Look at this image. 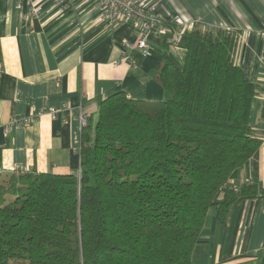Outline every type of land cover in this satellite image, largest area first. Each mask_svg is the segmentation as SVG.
Instances as JSON below:
<instances>
[{
    "label": "trees",
    "instance_id": "obj_1",
    "mask_svg": "<svg viewBox=\"0 0 264 264\" xmlns=\"http://www.w3.org/2000/svg\"><path fill=\"white\" fill-rule=\"evenodd\" d=\"M240 32L195 22L182 66L165 52L154 71L164 99H103L79 174L3 170L0 147V264H192L211 209L225 223L233 203L264 198L231 182L262 141Z\"/></svg>",
    "mask_w": 264,
    "mask_h": 264
},
{
    "label": "crops",
    "instance_id": "obj_2",
    "mask_svg": "<svg viewBox=\"0 0 264 264\" xmlns=\"http://www.w3.org/2000/svg\"><path fill=\"white\" fill-rule=\"evenodd\" d=\"M137 2L167 18L165 30L148 32L147 56L126 46L137 39V28L120 20L109 24L98 0H71L64 7L57 0H0V123L35 116L30 125L0 132L3 170L79 174L80 109L95 122L101 101L113 92L164 99L154 71L165 52L178 66L185 57L169 39L201 22L241 30L235 62L257 84L249 123L262 141L231 182L240 187L255 181L264 188V0ZM176 13L190 23L171 22ZM50 107L59 109L56 118ZM192 264H264V198L233 203L225 223L211 209Z\"/></svg>",
    "mask_w": 264,
    "mask_h": 264
},
{
    "label": "built area",
    "instance_id": "obj_3",
    "mask_svg": "<svg viewBox=\"0 0 264 264\" xmlns=\"http://www.w3.org/2000/svg\"><path fill=\"white\" fill-rule=\"evenodd\" d=\"M61 6H68L71 0H57ZM102 6V13L105 20L109 24H113L116 21H125L132 24L137 28L138 35L134 42L125 41L127 48L132 52H138L142 56H147L151 51V46L148 40V32L154 28L165 30L167 25V18L160 15L156 11L150 8L144 7L138 3L137 0H98ZM35 10V9H34ZM171 22L186 26L190 21L183 15L176 13L168 18ZM178 37H172L169 39L174 45L179 44ZM129 59H133L132 54L126 55ZM47 112L51 114L53 118H56L59 114V109L54 107L48 108ZM35 116L34 115H22L13 116L7 123H0V132H10L17 126L30 125ZM79 120L81 126L87 124L89 121L88 114L80 109Z\"/></svg>",
    "mask_w": 264,
    "mask_h": 264
},
{
    "label": "rangeland",
    "instance_id": "obj_4",
    "mask_svg": "<svg viewBox=\"0 0 264 264\" xmlns=\"http://www.w3.org/2000/svg\"><path fill=\"white\" fill-rule=\"evenodd\" d=\"M12 264H18V263H12Z\"/></svg>",
    "mask_w": 264,
    "mask_h": 264
}]
</instances>
